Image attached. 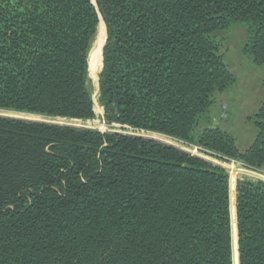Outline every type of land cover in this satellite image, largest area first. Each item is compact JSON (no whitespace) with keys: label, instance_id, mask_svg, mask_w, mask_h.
Instances as JSON below:
<instances>
[{"label":"trees","instance_id":"1","mask_svg":"<svg viewBox=\"0 0 264 264\" xmlns=\"http://www.w3.org/2000/svg\"><path fill=\"white\" fill-rule=\"evenodd\" d=\"M100 20L109 122L264 173V102L242 152L211 114L235 83L218 35L242 24L264 65V0H0V111L16 114L0 116V264H233L224 169L140 136L15 119H93ZM235 217L238 264H264V181L236 182Z\"/></svg>","mask_w":264,"mask_h":264},{"label":"rangeland","instance_id":"2","mask_svg":"<svg viewBox=\"0 0 264 264\" xmlns=\"http://www.w3.org/2000/svg\"><path fill=\"white\" fill-rule=\"evenodd\" d=\"M100 23L103 24L104 22L100 20L99 24ZM99 24L97 28L99 27ZM103 26L106 32V27L104 24ZM218 36L220 39H222L221 52L223 53L226 67L229 72L234 76L235 83L229 91H226L216 96L215 103L211 107V114L214 115V119H212V124L221 131L229 133L233 138L238 150L242 152L252 144L256 136V128L254 126L253 118L262 103L264 102V86L262 85V80L264 77V65L257 66L256 64H254L253 61L250 59L248 52L245 50L244 41L246 40V31L242 24H233L227 33H222ZM104 40L106 41V38H104ZM93 43L91 50L93 48ZM91 50L89 52L88 63L89 59L91 58ZM101 67L102 61L101 66L99 68V72L101 70ZM88 88L92 94L93 106H95L96 108L94 109V117L92 120L86 122L65 120L52 121L55 123H59L60 125H69L83 129L96 130L101 133H122L140 136L178 148L190 154L191 156L201 158L206 162H209L215 166L224 169L229 177V188L231 182H233L234 184V196L236 182L238 180L246 178L252 181H264V173L249 170L245 168L244 165H242L239 161H229L228 163L223 162L220 159L199 153L194 148L178 140H174L172 138H168L160 134H152L149 132L130 130L129 128L120 126L114 122H109L108 117H106L104 114L103 107L99 103L98 89L97 91L95 90L94 81L89 76V74ZM0 115L9 117H11L10 115H12V117L13 115L16 116V114L12 112L2 111H0ZM17 115V117H22V119H28L33 121H45V119L41 117L27 116L23 114ZM235 244L237 253V238Z\"/></svg>","mask_w":264,"mask_h":264},{"label":"bare ground","instance_id":"3","mask_svg":"<svg viewBox=\"0 0 264 264\" xmlns=\"http://www.w3.org/2000/svg\"><path fill=\"white\" fill-rule=\"evenodd\" d=\"M103 22V21H102ZM104 38H106V32L104 29V26L102 23L99 24V27L97 28V34L95 35L94 43H93V48L91 50L90 56L91 58L89 59V71L88 74L89 76L93 79L94 84H95V90L97 91L98 86H97V77H98V72L99 68L101 66V61H102V47L104 44ZM230 201H231V225H232V255H233V261L234 264H238L237 261V253H236V217L234 215L235 211V196H234V184L233 182L230 183Z\"/></svg>","mask_w":264,"mask_h":264},{"label":"water","instance_id":"4","mask_svg":"<svg viewBox=\"0 0 264 264\" xmlns=\"http://www.w3.org/2000/svg\"><path fill=\"white\" fill-rule=\"evenodd\" d=\"M101 70H102V67H101ZM101 70H100V72H99V74H98V77H99V75H100V73H101ZM97 77V78H98ZM23 115H26V114H23ZM1 116V115H0ZM27 116H32V115H27ZM1 117H9V116H1ZM36 117H39V116H36ZM10 118H14V117H10ZM41 118H43V117H41ZM15 119H21V120H27V121H33V120H28V119H22V118H15ZM43 119H45V118H43ZM52 120H62V119H55V118H48V119H45V121H34V122H41V123H48V124H57V125H60L59 123H55V122H53ZM63 121V120H62ZM65 121H67V120H65ZM70 121H73V120H70ZM66 126H69V125H66ZM152 140V139H151Z\"/></svg>","mask_w":264,"mask_h":264},{"label":"built area","instance_id":"5","mask_svg":"<svg viewBox=\"0 0 264 264\" xmlns=\"http://www.w3.org/2000/svg\"><path fill=\"white\" fill-rule=\"evenodd\" d=\"M196 151H198L199 153H202V154H204V155H207V154H205V153H203L202 152V150L200 149V148H194ZM207 156H209V155H207Z\"/></svg>","mask_w":264,"mask_h":264}]
</instances>
